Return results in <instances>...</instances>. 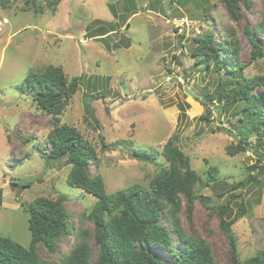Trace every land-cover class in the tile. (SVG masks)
I'll return each instance as SVG.
<instances>
[{
	"label": "rangeland",
	"instance_id": "1",
	"mask_svg": "<svg viewBox=\"0 0 264 264\" xmlns=\"http://www.w3.org/2000/svg\"><path fill=\"white\" fill-rule=\"evenodd\" d=\"M250 1L251 9H242L240 22L224 0H63L57 11L46 0H9L8 9L0 8V189L6 197L0 236L28 247L29 215L13 205L40 197L57 200L63 194L74 231L57 243L56 252L38 244L41 259L60 262L83 240L90 243L92 263L98 259L96 228L87 218L97 199L68 184L72 166L66 159L43 155L50 151L47 137L55 126L53 117L19 89L30 72L54 66L69 79H84L59 124L74 127L91 145L97 159L88 164V172L103 177L108 194L134 184L150 188L168 166L161 153L175 137L202 180L190 218L182 196L178 216L183 231L206 241L219 264H233L223 219L234 221L241 261L264 250V170L252 169L264 165V157L259 161L254 149L228 154L238 142L231 132L239 134L241 125L240 116L233 117L235 109L230 111L222 98L217 100L228 74L214 72L192 53L196 39L213 34L219 42L232 33L240 42L239 61L247 65L244 77L264 75V59L252 62L254 45L246 32L252 31L264 48V30L258 29L264 0ZM35 2L44 6L43 12H36ZM180 19L188 22L183 25ZM94 31L106 35L92 37ZM207 94L214 100L207 101ZM208 113L210 119H203ZM103 142L114 147L105 151ZM250 143L255 145V137ZM148 149L157 150L154 163L135 157L137 150ZM212 167L217 168L215 183L209 181ZM249 175L258 181L232 188L246 183ZM175 241V248L182 249ZM152 249L171 261L168 251Z\"/></svg>",
	"mask_w": 264,
	"mask_h": 264
},
{
	"label": "trees",
	"instance_id": "2",
	"mask_svg": "<svg viewBox=\"0 0 264 264\" xmlns=\"http://www.w3.org/2000/svg\"><path fill=\"white\" fill-rule=\"evenodd\" d=\"M52 11H57L63 0H46ZM211 2L212 0H202ZM231 16L242 21L243 11L251 9L250 0H224ZM9 0H0V8L8 9ZM37 13L44 11V6L37 5ZM264 30V19L258 28ZM246 32L254 45L252 62L264 59V48L259 44L254 33L248 28ZM92 37L105 36L103 32L94 31ZM108 34V33H107ZM198 46L192 51L199 62H204L214 72L226 71L227 81L217 93L231 111L233 117H239L241 125L239 134H231L238 140L237 145L228 148V154L254 149L259 161L264 157V75L245 78L243 71L247 65L239 61L240 42L235 34L227 33L222 41H215L213 34L196 39ZM251 62V63H252ZM83 77L69 79L61 67L50 66L46 70L30 72L19 84V89L32 95L37 108L53 117V131L47 139L50 151L46 155L49 160L66 159L72 166L67 182L73 188L80 189L96 197V203L87 214V218L95 225L94 240L99 249L95 264H219L213 256L208 243L198 236L186 234L181 226L179 211L183 207L182 196L186 199L187 217L193 215L198 199L197 187L202 185L199 174L193 170L191 161L175 144L173 137L164 147L162 156L168 163L151 181L150 188L134 184L126 190L108 194L103 177L91 176L88 164L97 156L91 145L74 127L60 125L62 116L73 96L83 84ZM206 100L210 99L207 94ZM88 112L91 108L86 106ZM221 113L224 107H218ZM208 113L203 119H210ZM255 137V145L250 143ZM111 145L103 142V150H110ZM156 149L137 150L138 160L154 163ZM264 170V165L252 169ZM209 181L217 182V168L209 171ZM258 181L255 175H249L247 182L233 186L234 190L245 188L247 183ZM17 186V183H12ZM27 187V185H26ZM24 186V188H26ZM67 196L61 194L57 200L46 197L37 198L30 203H22L21 208L29 215L31 242L28 247L13 239L0 236V264H93L92 249L86 240L73 247L70 254L60 262H48L41 259L38 244H43L50 252L57 251V243L71 234L74 229L69 222V214L65 202ZM3 203V190L0 189V207ZM244 205L241 206L243 209ZM242 211V210H241ZM223 216V211H221ZM243 213V212H242ZM234 221L222 220L221 226L228 237L233 254V264H264V250L241 261L237 239L232 231ZM175 240L182 249L175 248ZM152 247L169 252L170 262L161 259Z\"/></svg>",
	"mask_w": 264,
	"mask_h": 264
},
{
	"label": "crops",
	"instance_id": "3",
	"mask_svg": "<svg viewBox=\"0 0 264 264\" xmlns=\"http://www.w3.org/2000/svg\"><path fill=\"white\" fill-rule=\"evenodd\" d=\"M5 201H6V197H5V195H3V203H2V206L0 207V212H1V210L6 209V202ZM19 208H21L20 204L17 203L16 205H13V209H19Z\"/></svg>",
	"mask_w": 264,
	"mask_h": 264
},
{
	"label": "water",
	"instance_id": "4",
	"mask_svg": "<svg viewBox=\"0 0 264 264\" xmlns=\"http://www.w3.org/2000/svg\"><path fill=\"white\" fill-rule=\"evenodd\" d=\"M178 64L180 65V62L178 61ZM187 92L190 94V95H192V96H194V97H197V95L193 92V91H191L189 88H187ZM220 98L221 97H219V101H220Z\"/></svg>",
	"mask_w": 264,
	"mask_h": 264
},
{
	"label": "built area",
	"instance_id": "5",
	"mask_svg": "<svg viewBox=\"0 0 264 264\" xmlns=\"http://www.w3.org/2000/svg\"><path fill=\"white\" fill-rule=\"evenodd\" d=\"M178 22L182 23L183 25H185V22H188L187 19H180Z\"/></svg>",
	"mask_w": 264,
	"mask_h": 264
}]
</instances>
